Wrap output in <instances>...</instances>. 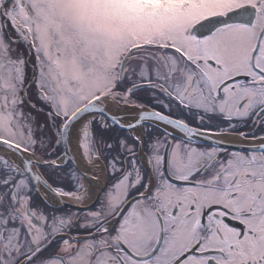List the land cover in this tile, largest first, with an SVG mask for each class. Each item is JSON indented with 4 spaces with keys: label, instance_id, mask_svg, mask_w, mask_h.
<instances>
[{
    "label": "snow or ice",
    "instance_id": "1",
    "mask_svg": "<svg viewBox=\"0 0 264 264\" xmlns=\"http://www.w3.org/2000/svg\"><path fill=\"white\" fill-rule=\"evenodd\" d=\"M0 264H264V0H0Z\"/></svg>",
    "mask_w": 264,
    "mask_h": 264
}]
</instances>
